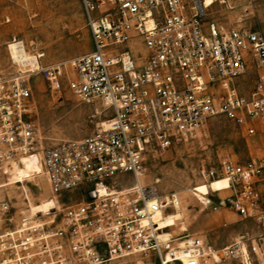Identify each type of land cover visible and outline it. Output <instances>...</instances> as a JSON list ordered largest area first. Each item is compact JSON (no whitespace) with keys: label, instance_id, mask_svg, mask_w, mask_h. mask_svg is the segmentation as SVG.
<instances>
[{"label":"built area","instance_id":"2783aa9c","mask_svg":"<svg viewBox=\"0 0 264 264\" xmlns=\"http://www.w3.org/2000/svg\"><path fill=\"white\" fill-rule=\"evenodd\" d=\"M81 1L94 51L70 62L71 73L66 63H39L27 77L40 74L53 96L66 81L82 101H100L113 115L92 135L41 153L26 75L0 76V183L10 184L23 158L40 156L58 204L64 194L82 196L12 227L14 198L0 195V264H112L135 255L147 264H264L261 242L241 238L216 248L192 235L176 240L161 216L180 199L144 178L151 152L209 140L213 118L234 122L248 137L258 134L256 123L264 129V33L221 26L215 7L230 0ZM252 72L255 87L244 94ZM201 175L208 184L229 180L225 199H199L205 210L261 214L264 152L203 167Z\"/></svg>","mask_w":264,"mask_h":264},{"label":"rangeland","instance_id":"374dc122","mask_svg":"<svg viewBox=\"0 0 264 264\" xmlns=\"http://www.w3.org/2000/svg\"><path fill=\"white\" fill-rule=\"evenodd\" d=\"M212 17L226 28L246 27L264 33V0H230L228 5L216 6ZM13 43H22L30 56L38 58L41 66L66 63L67 72L71 73L70 62L94 51L81 0H0V76L16 72L26 75L37 108L41 153L61 142L79 141L92 135L100 124L112 117V111L100 101L86 103L70 92L66 81L63 92L53 96L40 74L27 77L31 67L14 62L9 50ZM255 84L256 76L252 72L243 83V93H250ZM256 127L258 134L248 137L234 122L216 117L209 122V140L150 153L145 183L151 185L158 181L162 194L176 195L180 199L176 210L164 216L166 229H171L176 240L192 235L216 248L241 238L249 243H264V176L259 184L262 212L257 217L244 218L227 208L217 212L205 210L199 201V198L212 196L218 202L230 195L224 185L205 182L201 175L203 167L209 170L226 159L242 163L261 156L264 129L259 123ZM25 161L22 167H16L15 179L26 175ZM5 178L0 176L2 180ZM3 183L7 182L0 185ZM20 184L0 190V195L6 193L14 198L12 227H22L31 216L39 215L40 210L47 214L57 207L43 172L36 179ZM81 200L78 192L64 194L58 208L75 205ZM177 214H181L178 220L173 218ZM171 236L165 234L161 240L168 241ZM112 264H147V261L143 256L135 255Z\"/></svg>","mask_w":264,"mask_h":264},{"label":"bare ground","instance_id":"6f19581e","mask_svg":"<svg viewBox=\"0 0 264 264\" xmlns=\"http://www.w3.org/2000/svg\"><path fill=\"white\" fill-rule=\"evenodd\" d=\"M9 50L11 52L12 58L14 59V62L19 63L22 67H31L33 69L38 68V66H39L38 58L35 57V56H30L26 52L25 47H24V45L22 43H13V44H11L10 47H9ZM25 159H26V161H25L26 175L24 177H22V178L15 179L16 177H15L14 172H13L12 176L10 178V180H13V181H11L10 184H8V183L1 184L0 185V190L5 189V188L10 187V186H14V185L20 184V183H25L27 181H31L34 178L36 179V177H38V175L41 172H43L40 156H28V157H25L22 160V165H23V162H24ZM22 165H21V167H22ZM211 184H214V185H217V186L224 185L226 189L229 188V180L227 178L212 181ZM202 198L203 199H201V200L205 199V197H202ZM54 199L56 200V198H54ZM56 203H57V207L56 208H58L59 204H58L57 200H56ZM56 208L54 210H56ZM51 211H53V210H51ZM29 212H31V210ZM50 212H48L47 214H49ZM38 214L39 215L31 216L30 220L35 218V217H37V216H45V215H47V214H44L42 212V210H40L38 212ZM161 217H162L161 225L164 226V228H166V226H165L166 222H165V219H164L165 217H164V215H162ZM180 217H181V214H177L173 218L178 220Z\"/></svg>","mask_w":264,"mask_h":264}]
</instances>
